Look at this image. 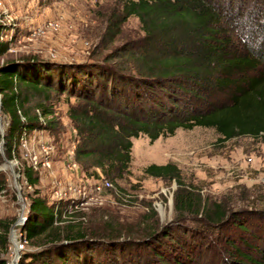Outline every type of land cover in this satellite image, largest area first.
<instances>
[{"label": "trees", "instance_id": "obj_1", "mask_svg": "<svg viewBox=\"0 0 264 264\" xmlns=\"http://www.w3.org/2000/svg\"><path fill=\"white\" fill-rule=\"evenodd\" d=\"M244 3L245 0H125L116 17L118 25L109 29L101 44L107 49V43L117 36L114 30L120 34L118 28L131 17L139 21L141 39L110 52L97 49L100 58L79 63L38 58L3 62L0 114L3 121L9 122L5 144L15 145L23 132L57 130L53 116L55 103L50 101L53 96L57 99L64 96L69 103L68 117L77 131L74 160L82 167L85 177L92 179L99 178V174L122 178L128 173L132 140L140 136L154 142L160 137L173 136L178 129L201 127L213 129L221 141L250 137L264 144V72L244 80L234 79L260 67L264 70V40L259 49L243 53L230 49L241 34L228 27ZM256 7L254 4L251 8ZM263 13L254 20L264 19ZM261 25L264 26V21ZM7 50V43L0 44V55ZM214 86L231 90L228 104L205 110L187 105V95ZM35 97L41 101L31 116L27 105ZM11 155L9 150V159ZM144 172L155 178L175 179L181 186L175 165L152 164ZM22 175L33 191L24 196L26 220L17 227L28 244L18 264H187L191 261L167 255L166 245L174 251H182L187 245L185 238L171 232L160 237L163 243H157L158 236L154 233L140 242L121 239L122 233L97 237V230H88L84 222L60 227L65 211L42 197L37 188L38 174L25 166ZM4 186L0 182L1 191ZM179 192L175 197L177 211L193 210L194 203ZM205 215L213 223H220L225 217L220 206H215L211 213L205 210ZM0 226V251L4 255L10 225ZM238 229L246 232L248 228L241 225ZM233 249L238 259L228 264H264V247L259 252L255 250L259 257ZM0 264L8 261L0 259Z\"/></svg>", "mask_w": 264, "mask_h": 264}, {"label": "rangeland", "instance_id": "obj_2", "mask_svg": "<svg viewBox=\"0 0 264 264\" xmlns=\"http://www.w3.org/2000/svg\"><path fill=\"white\" fill-rule=\"evenodd\" d=\"M124 1L0 0V44H8L7 52L0 55V64L26 58L61 63L100 58L97 57V49H106L101 39L109 29L118 25L116 17L120 15ZM254 4L257 5L255 9L251 8ZM260 4H264V0H245L242 8L236 11L231 27L227 26L241 34V41L234 40L230 45L232 51L243 53L259 49L262 44L264 26L261 24L264 19L254 20L264 11ZM118 30L120 34L115 29L117 36L112 43H107L109 52L143 37L139 21L133 17ZM259 72H264L262 67L256 72L236 75L234 79L244 80ZM230 93L227 88L214 86L208 91L198 90L191 96L189 94L185 99L189 107L205 110L210 106L228 104ZM40 101V97H35L27 105L31 116L36 113ZM50 101L55 103L53 116L59 128L28 131L11 147L5 144L4 138L9 122L7 119L3 121L0 114L3 131V139H0L3 142L0 146V182L5 184L2 190L5 193L1 194L0 190V224L10 225L7 252L2 255L0 251V259L11 264L16 258L11 233L19 236L18 226L14 225L22 211L27 212L24 196L33 188L27 186L22 173L25 166H30L34 154L39 162L46 163V157L50 163L49 166L38 163L35 170L39 178L37 188L42 197L60 205L65 211L60 227L84 222L88 230H97V237H113L114 233H122L121 239L140 242L154 233L158 236L155 239L157 243H163L160 237L171 232L185 238L187 245L182 251H174L166 245L167 255L183 260L190 258L187 264H228L230 260L238 259L233 248L259 257L257 252L264 247V144L261 140L237 137L221 141L213 129L201 127L178 129L173 136L160 137L154 142L140 136L132 140L128 173H124L122 178L99 174V178L92 179L85 177L79 164L76 173L64 169L69 155L72 151L74 154L78 145L77 131L68 117L69 103L64 96L58 99L53 96ZM70 102H73L72 98ZM42 146L50 148L49 155L43 154ZM9 150L11 159L8 158ZM152 164L175 165L181 186L175 179L145 174V168ZM17 175L24 209L14 186ZM102 181H108L111 188L97 193L94 203H72L69 193L66 199H58L68 187L85 188L87 194L93 196V183ZM179 191L194 203L193 210L177 211L175 197ZM215 206H220L225 213L220 223L208 221L205 215V210L211 213ZM241 225L247 226L246 232L238 229ZM27 247L28 244L23 251ZM178 252L186 257L178 255ZM18 255L17 264L21 252Z\"/></svg>", "mask_w": 264, "mask_h": 264}, {"label": "built area", "instance_id": "obj_3", "mask_svg": "<svg viewBox=\"0 0 264 264\" xmlns=\"http://www.w3.org/2000/svg\"><path fill=\"white\" fill-rule=\"evenodd\" d=\"M0 112H1V108H0ZM37 114L39 116V120L41 122L44 121V119L41 117V115L39 114V112L37 111ZM23 134L25 135L26 132H23ZM42 150L44 151L43 154L44 155H49L51 150L48 146H42ZM45 161L46 163H44L43 161H38V157L36 154L33 155V157L31 158V164L30 167L33 168V170H37L38 168V163H42L43 165H47L49 166V161L46 160L45 157ZM64 169L69 171L70 173L73 172H77L79 170V166L78 164L75 162L74 160V154L73 151L71 152V154L68 157V161L67 163H65L64 165ZM69 183V182H68ZM61 185V184H60ZM92 193L93 196H89L85 190V188H77V189H72L71 187H68L66 191L61 193L62 198H58L59 200H63L66 199V197L68 196L69 193V200H72V203H74L75 201H80L81 204L82 203H94L97 201V193H102V191L104 189H109L111 188V184L108 181H102L100 184H97V182L93 183L92 185ZM4 194V191H1V194ZM22 198V197H21ZM20 203H22V209L25 208V204L23 203V199H21ZM26 220V214L24 213V211H22L21 216L19 217L18 221L15 223V227H19L21 225H23V223ZM14 227V228H15ZM17 230V228H16ZM15 234V233H14ZM19 236L16 237L15 235V239H16V250L13 248V252H14V257H15V251H17L18 253L22 252L25 248V246L27 245V241L25 240V238L22 236V234L20 232H18ZM13 245V244H12ZM13 261V260H12ZM11 261V263H12Z\"/></svg>", "mask_w": 264, "mask_h": 264}, {"label": "water", "instance_id": "obj_4", "mask_svg": "<svg viewBox=\"0 0 264 264\" xmlns=\"http://www.w3.org/2000/svg\"><path fill=\"white\" fill-rule=\"evenodd\" d=\"M0 100H1V95H0ZM0 108H1V101H0ZM0 136H1V139H3V131H2V127H1V125H0ZM3 145V142L1 141L0 142V146H2ZM17 178H18V175L17 176H15V178H14V186H15V189H16V191H17V194H18V200L19 201H21V193H20V191H21V188H20V186H19V184H18V182H17ZM12 233H14V232H12ZM12 233H11V235H12ZM12 242V241H11ZM13 244V243H12ZM15 256H16V258L15 259H13V261H12V263L11 264H17V261H18V259H19V255H18V252L17 251H15Z\"/></svg>", "mask_w": 264, "mask_h": 264}, {"label": "bare ground", "instance_id": "obj_5", "mask_svg": "<svg viewBox=\"0 0 264 264\" xmlns=\"http://www.w3.org/2000/svg\"><path fill=\"white\" fill-rule=\"evenodd\" d=\"M0 124H1V118H0ZM16 237H15V234L14 233H12V235H11V241H12V243H13V247H14V249L16 250V247H15V245H16V239H15Z\"/></svg>", "mask_w": 264, "mask_h": 264}]
</instances>
